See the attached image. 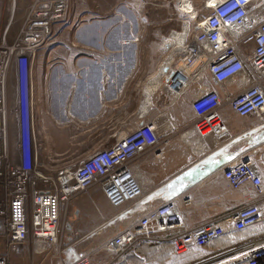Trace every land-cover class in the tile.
<instances>
[{
    "label": "built area",
    "instance_id": "built-area-1",
    "mask_svg": "<svg viewBox=\"0 0 264 264\" xmlns=\"http://www.w3.org/2000/svg\"><path fill=\"white\" fill-rule=\"evenodd\" d=\"M29 1L16 41L0 49V189L4 200L0 202V264H10L19 247L29 243L37 252L51 251L60 264H65V254L76 243L67 241L71 200L83 194L93 203V192H99L117 215L129 204L136 206L144 195L137 163L151 154L162 158L170 137L163 136L153 120L142 123L121 138L116 137L112 146L61 169L52 181L53 189L40 190L39 182L47 188L49 178L38 173L42 148L34 128L33 55L50 37L51 26L64 20L69 0ZM213 1L211 7L203 6L205 18L197 24L192 44L185 47L186 70H177L169 77L178 89L166 86L168 78L165 88L171 97H179L190 82L207 73L213 89L202 90L191 101L194 119L190 129L199 138L211 137L219 143L228 137L223 108L240 118L263 120L264 0ZM11 63L15 67L12 104L8 93ZM243 75L250 78V84L241 83L242 89L229 94L225 83ZM9 113L16 123L13 139ZM223 179L246 199L227 220L189 228L180 207L190 206L191 201L170 200L150 208L92 252L78 255L71 264H120L139 244L155 242L157 235L168 232H172L168 239L172 254L182 256L190 248L203 250L211 246L230 231L264 224V177L254 158L246 156L229 162ZM229 251H218L212 257ZM239 255L237 261L227 264H264V241L243 248Z\"/></svg>",
    "mask_w": 264,
    "mask_h": 264
},
{
    "label": "crops",
    "instance_id": "crops-1",
    "mask_svg": "<svg viewBox=\"0 0 264 264\" xmlns=\"http://www.w3.org/2000/svg\"><path fill=\"white\" fill-rule=\"evenodd\" d=\"M187 1L191 3L194 11H196L195 5L202 4L209 8L211 1L213 2V0ZM78 2L82 6L83 4L87 6V10L82 13L84 16L86 15L85 17H88V14L98 16L97 28L95 30L85 28L74 32V38H77L76 42L79 43L80 41L81 43L68 45L66 51L55 50L50 44V37L37 47L34 51L32 66V91L35 108L38 110L39 106L47 114L51 99L60 102V107L65 108L62 105L64 97L58 95L63 94V88H69L70 92L76 91L74 85L79 80L86 87L85 96L83 95L84 101L89 102L91 100V105H95V115H102L104 112L105 85H108L105 81V67L111 65L115 69L120 68L121 65H128L123 66L125 70L113 72V76L118 73L120 84L127 83L128 85L133 74L141 68L133 66L136 65L135 54L142 51L144 61L149 60V67L147 70L145 69V74L148 75L144 76V81L141 82L144 99L130 113L126 109L121 112L135 117L123 129L127 128L131 131L138 125L153 120L161 134L170 137L169 144L163 149L162 158H156L151 154L137 163L138 172L144 183L143 200L136 206L127 205L123 213L110 218L109 221L112 225L108 226V229L115 227L116 231L107 238L128 226L150 208L175 199L179 203L185 199L191 201L190 206L180 207L182 217L189 228H197L216 220H227L230 213L246 203V199L239 192L232 191L227 186L223 179V171L226 165L235 159L251 156L264 177V116L262 121L256 117L240 118L230 109L223 108L221 115L228 127L227 139L218 143L211 137L199 138L190 129L194 119L191 101L202 90L211 91L213 89L207 73L202 74L199 80L190 82L179 97L166 98L162 94L166 88L163 87L162 79L159 78L166 75V72L163 71L165 68L162 67L164 65L162 64L163 60L160 61L156 74L151 77V56L155 51L159 52L160 48L155 50L147 44L140 46L120 43L119 34L116 31L104 29L101 26L106 21L104 18L113 12L115 0L110 1L111 8L108 9L105 8L108 6V0H78ZM182 16H185L188 21V34L190 22L194 21H191L186 15L182 14ZM164 19L166 21L168 18L164 17L160 20ZM195 29L191 28V31L194 32ZM185 31L184 28V33ZM175 34L179 36L173 35L168 40L171 34L167 39H162V46L169 45L171 41L173 43L172 39L178 37L179 42L171 44L179 46L187 37V35L185 38L184 35H180L182 32ZM155 36L156 34H154ZM165 41L168 44H165ZM58 52L63 54L60 55ZM126 53L130 55H126ZM55 57H62V60L58 61L61 64L59 65L61 72L54 74L56 79L55 76H52L54 72L51 68L53 64L51 59ZM129 58L133 61H130ZM78 70H80L79 78L76 76ZM158 71H160L159 75ZM176 72L177 70L172 74H176ZM59 79L64 80L61 85H58ZM250 82L248 76H238L227 81L225 89L229 94H236L243 88L241 83L249 85ZM65 83L68 85H64ZM62 110L65 112V109ZM115 137L119 136L116 134L109 136L108 142ZM95 197L96 202L102 207L107 217L112 216L115 211L110 208L102 194L100 196L95 195ZM81 200H86L93 208L95 207L96 219L88 217L87 212L80 205ZM93 203L83 194L77 195L70 202V206L75 212L74 218L69 224L70 230L67 232V241L70 239L71 243L76 242L73 249L77 255H82L86 251L92 252L105 239L102 238L106 232L104 231V224L100 223L101 216L98 213L100 210ZM171 233L159 234L156 238L157 241L140 245L136 251L141 258L138 259L136 256L128 254L120 264H220L222 261L233 260L231 258H235L243 248L263 242L264 224L241 232L230 231L211 246L203 250L190 248L182 256L172 254L168 240ZM226 249L230 250L226 255L217 258L212 257L218 251ZM13 262H15L14 264H60L58 257L52 255L51 251L37 252L33 244L30 243L19 247L17 253L11 256L10 264Z\"/></svg>",
    "mask_w": 264,
    "mask_h": 264
},
{
    "label": "rangeland",
    "instance_id": "rangeland-1",
    "mask_svg": "<svg viewBox=\"0 0 264 264\" xmlns=\"http://www.w3.org/2000/svg\"><path fill=\"white\" fill-rule=\"evenodd\" d=\"M110 1L108 0V4H110ZM132 1H135L136 5H132ZM29 3V0H0V49L9 47L16 41ZM115 3L113 12L104 18L106 21L104 20L105 22L100 23L101 26L104 29L116 31L119 34L120 43L126 42L127 44L140 46L147 44L155 50L160 48V53L155 51L151 56V77L156 74L157 67L160 61L163 60L162 64L164 65L162 67L165 68L163 71L166 72L167 76L164 75L159 78L162 79L163 87H165L167 77L169 78L173 72L176 70L179 71L180 69L186 70L188 58L185 56V47L192 44L196 34V29L192 32L191 28H196L197 24L205 18L207 12L205 10L203 11V5H195L196 11H194L193 6L187 0H117V2L115 0ZM183 9L190 10L192 15H186ZM85 10H87L85 4L82 6L78 0H69L64 20L56 22L51 26L50 44L53 45L55 50L66 51L68 45L81 43L80 41L79 43L76 42L77 38H74V32L85 28L93 30L97 28L96 20L98 16L96 14H88L89 16L85 17L86 15L84 16L82 14ZM182 14L188 16L191 21H194L190 22V31L188 34V21ZM164 17L168 19L166 21L165 19L160 20ZM184 28H186L185 33ZM175 33L184 35V38L187 35L185 41L179 46H174L172 44L179 42V37L173 38V43L171 41L172 44L169 42V45L163 47L162 39H167L171 34L168 40L173 35L179 36ZM154 34H156L155 37ZM167 41H165V44H168ZM109 43L111 44V42ZM58 53L60 55L63 54L61 52ZM126 55L130 54L126 53ZM135 55L136 65L133 67L141 68L138 72L134 73L135 75L132 73L133 77L130 78L131 81L128 85L127 83L120 84L118 73L116 76H113V72L118 70L122 71L124 69L123 66L128 65H121L120 68L115 69L111 65L105 67V81L108 85H105L104 112L102 115H95V105H91V100L89 102L84 101L83 95L86 92L84 84V88L80 91L77 89L76 91L72 90L70 92L69 88H63V94L58 96L64 97L62 105L65 108L60 107V102L52 99L49 101L50 107L47 114L39 106L38 110L34 107V128L38 132L42 148L38 173L45 178H49L47 188H45L44 183L39 182L38 188L40 190L53 189L54 183L52 181H54L56 174L61 169L66 168L70 164H78L93 153L106 148L109 136L113 134L123 136L129 132L127 128H123L127 127L135 117L121 112L126 109L130 113L139 102L143 101L141 82L144 81V76L148 75L145 74V69L147 70L149 67V60L147 61L146 59L144 61L145 58L142 51ZM145 55L147 56V54ZM61 60L62 57L51 59L53 62L51 68L53 69L52 72H54L52 76H55V79L57 77L54 74L61 72L59 69V65L61 64L58 62ZM129 60L133 61L131 58ZM14 71V63H11L8 74L10 104L14 102ZM159 73L160 71H158V75ZM62 81L64 80L59 79L58 85H61ZM64 85L68 84L65 83ZM75 85L74 87H78L77 84ZM162 94L166 98L171 97V93L168 90L163 91ZM62 109H65V112ZM87 112H89L88 115ZM8 119L9 134L11 139H13L16 123L11 113L8 114ZM95 195L100 196V194L94 193L92 198L101 212L102 217L100 223L104 224V231L106 232L102 236V238H105L101 242L102 244L108 239L107 237L111 233L116 231L115 227L108 229V226L112 225L110 223L111 221H109L110 218L117 215L118 212H113V214L111 213L112 216L107 217L102 207L96 202ZM2 198L3 191L0 189V202L4 201ZM80 205L85 209L88 217L93 219L97 218L95 207L93 208L88 201L81 200ZM74 212L73 207L69 205L66 223L70 224L73 220ZM88 252L86 251L82 254H87ZM234 255L236 254L234 253Z\"/></svg>",
    "mask_w": 264,
    "mask_h": 264
},
{
    "label": "bare ground",
    "instance_id": "bare-ground-1",
    "mask_svg": "<svg viewBox=\"0 0 264 264\" xmlns=\"http://www.w3.org/2000/svg\"><path fill=\"white\" fill-rule=\"evenodd\" d=\"M210 1V0H209ZM214 4V1L212 2L211 1V3H210V7L212 6ZM183 12L186 14V15H188V16H191L192 15V12L190 11V10H186V9H183ZM186 29V28H185ZM124 44H127L126 42H124ZM168 78V77H167ZM173 79H175V76H173L172 77ZM168 80V84L166 85L169 89H172V90H177L178 89V85H173L172 83H171V81H172V79H170V78H168L167 79ZM178 80H180L181 82H183L180 78H178ZM119 138H121L120 136H119ZM231 214V213H230ZM240 253H241V250H240ZM239 253V254H240ZM236 255L235 256V258H231V259H233V260H228V261H222V263L221 264H227V263H230V262H234V261H237V258H238V256H240V255Z\"/></svg>",
    "mask_w": 264,
    "mask_h": 264
},
{
    "label": "water",
    "instance_id": "water-1",
    "mask_svg": "<svg viewBox=\"0 0 264 264\" xmlns=\"http://www.w3.org/2000/svg\"><path fill=\"white\" fill-rule=\"evenodd\" d=\"M115 138H113L110 142L107 143L106 147H110L114 144ZM67 230H70V225H68ZM71 240L68 239V242ZM78 259V255L75 253L73 248H69L67 253L65 254V264H71V262H74Z\"/></svg>",
    "mask_w": 264,
    "mask_h": 264
},
{
    "label": "trees",
    "instance_id": "trees-1",
    "mask_svg": "<svg viewBox=\"0 0 264 264\" xmlns=\"http://www.w3.org/2000/svg\"><path fill=\"white\" fill-rule=\"evenodd\" d=\"M107 5H108V6L105 7V8H107V9H108V8H111V5H110V4H107ZM142 244H147V243H141V244H139V245L134 249V251H132V252L129 253V255H134V256H136L138 259L141 258L140 255L137 254V251H136V250H137V248H138L140 245H142ZM170 248H171V247H170Z\"/></svg>",
    "mask_w": 264,
    "mask_h": 264
},
{
    "label": "flooded vegetation",
    "instance_id": "flooded-vegetation-1",
    "mask_svg": "<svg viewBox=\"0 0 264 264\" xmlns=\"http://www.w3.org/2000/svg\"><path fill=\"white\" fill-rule=\"evenodd\" d=\"M79 74H80V70H78V72H77V74H76L77 78H79V77H78ZM76 84L78 85V87H76V90L78 89V91H80L81 89L84 88V87H83V83H82L81 81L78 80ZM80 84H81V85H80Z\"/></svg>",
    "mask_w": 264,
    "mask_h": 264
}]
</instances>
